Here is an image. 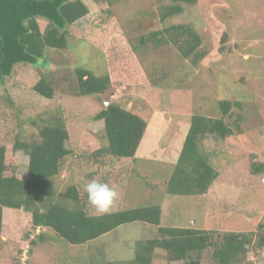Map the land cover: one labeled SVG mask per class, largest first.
<instances>
[{"label": "rangeland", "instance_id": "1", "mask_svg": "<svg viewBox=\"0 0 264 264\" xmlns=\"http://www.w3.org/2000/svg\"><path fill=\"white\" fill-rule=\"evenodd\" d=\"M158 5V0H120L108 7L112 16L91 28L85 42L69 38L66 50L46 49L47 66H16L0 85V146L10 147L16 135L22 136L21 131L23 135H32L28 118L62 106L70 135L65 146L71 155L62 162L60 176L53 179L57 191L74 185L84 194L83 187L88 181L104 182V177L118 193L110 212L151 204L161 207L162 226L255 232L264 218V174L255 176L250 170L252 163L264 164V0H198L185 6L181 15L165 25L192 26L202 39V51L207 54L192 66L169 46L138 51L141 67L148 74L161 77L156 86L121 87L112 91L110 97H74L68 83L62 81L79 66L97 76L103 75L101 51L110 20L117 22L126 37L134 38L161 27ZM101 8L106 9L101 4L91 7ZM225 32V42L221 43ZM40 77L53 83L55 95L51 100L32 90ZM103 99L121 104L146 122L134 160L119 161L106 171L91 164L79 144L83 134L93 136L101 132L102 123L92 118L102 108ZM220 101L240 102L243 124L241 132L227 141L214 137L204 141V149L218 172L217 180L203 196L166 194L165 183L181 150L191 116L219 118ZM12 163L18 168L17 177L24 179L26 154L16 151ZM6 212L14 216L18 227L5 226L0 238V264H13V257L19 262L24 251L28 252V264H90L89 259H96L101 252L108 261L131 260L135 242L152 238L156 233L155 227L131 223L83 246L66 245L51 233L49 241L42 243L36 236V245L29 246L30 239L39 232L34 230L30 238L26 237L30 231L28 216L20 210ZM7 221L11 224L10 218ZM248 259L252 264H264V250H251ZM152 264L184 263H167L157 256Z\"/></svg>", "mask_w": 264, "mask_h": 264}, {"label": "trees", "instance_id": "2", "mask_svg": "<svg viewBox=\"0 0 264 264\" xmlns=\"http://www.w3.org/2000/svg\"><path fill=\"white\" fill-rule=\"evenodd\" d=\"M119 1L0 0V85L16 66H47L46 49L66 50L69 38L85 42L91 28L112 16L108 7ZM158 1L159 29L128 38L117 22L110 20L101 51L105 73L97 76L79 66L62 79L74 97H110L112 91L121 87L158 85L161 77L148 74L138 62L137 53L142 49L169 46L192 66L205 58L207 52L202 51V39L192 26L165 25L181 15L185 6L194 5L198 0ZM100 4L106 9H91L92 5ZM225 36L226 32L221 36V43L225 42ZM52 86L51 81L40 77L32 90L41 98L51 100L55 95ZM104 102L92 118L102 123L101 132L93 136L83 134L79 144L91 164L106 171L119 161L134 160L146 122L115 101ZM218 107L219 118L191 116L181 150L165 183L166 194L203 196L217 180L218 172L204 149V141L210 137L227 141L241 132L243 124L240 102L220 101ZM26 121L32 135H23L21 131L22 136L17 133L10 147L0 146V238L6 224L9 228L18 227L14 216L6 211L20 210L28 216L30 231L26 237L30 238L34 230L39 232L30 239L29 246L36 245V236L42 243L49 241V233L66 245L78 247L95 242L126 224L140 223L156 228L154 237L135 242L133 259L108 261L101 252L96 259H89L90 264H152L157 256L167 263L252 264L248 259L251 250H264V218L255 232L237 233L162 226L161 207L151 204L94 213L87 205L85 193L80 194L76 186L68 185L57 191L53 184V179L63 171L62 162L71 155L65 146L70 136L65 109L58 106ZM16 151L28 157L24 179L17 177L18 168L12 163ZM250 170L255 176L264 174V164L252 163ZM103 180L107 182L104 177ZM24 225L20 221V226ZM11 259L13 264H20V259L19 262L17 258Z\"/></svg>", "mask_w": 264, "mask_h": 264}, {"label": "clouds", "instance_id": "3", "mask_svg": "<svg viewBox=\"0 0 264 264\" xmlns=\"http://www.w3.org/2000/svg\"><path fill=\"white\" fill-rule=\"evenodd\" d=\"M83 191L86 202L97 214H105L110 211L111 206L118 197L116 190L108 183L95 179L88 181Z\"/></svg>", "mask_w": 264, "mask_h": 264}, {"label": "built area", "instance_id": "4", "mask_svg": "<svg viewBox=\"0 0 264 264\" xmlns=\"http://www.w3.org/2000/svg\"><path fill=\"white\" fill-rule=\"evenodd\" d=\"M26 260V251H24V253H22V257H21V264H24Z\"/></svg>", "mask_w": 264, "mask_h": 264}]
</instances>
